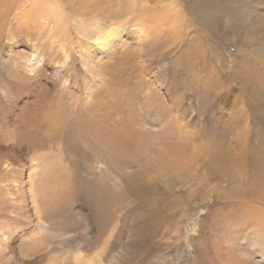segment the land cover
<instances>
[{
	"label": "rangeland",
	"instance_id": "rangeland-1",
	"mask_svg": "<svg viewBox=\"0 0 264 264\" xmlns=\"http://www.w3.org/2000/svg\"><path fill=\"white\" fill-rule=\"evenodd\" d=\"M79 1H75L77 9L73 7V9L68 10V13L77 16L76 25L84 23L89 27L97 16L102 18L100 19L102 22H100L103 25L101 28H105L103 31L114 24H119L123 30V24H126L127 30H124L122 34L128 38L129 47L127 46L125 50L135 53V58L129 61L118 60V55L115 56L117 57L114 59L118 72L116 70V74L113 73V75L116 78L108 74L104 83L94 87V94L101 101V104H103V101L104 104H108L107 101L111 99L110 102L115 111L118 110V106L120 109L122 107L125 110L131 106V108L133 107L138 111L136 99L146 92V85L152 84L153 89L156 85H159V88H155L164 99L155 102L151 107L161 110L165 113V117H170L169 122L163 123L158 129L160 133L169 130L166 142L176 145L177 149L181 145L190 143L189 153H191L193 148L207 142L221 130L220 142L224 145V159L232 161L231 166L236 183L239 184L237 181L243 180L245 177L243 188L251 189L257 193L256 195L263 197L264 176L260 172L264 171V113L262 114L263 118H260V113L257 110L259 107L264 109V0L261 1L263 4L257 7L253 6L252 9L247 8L243 4V0H215L217 1L216 4L207 6L213 15L207 20L208 23L203 24L193 16L192 25L186 31L187 40L184 42L178 40L174 44L162 45L163 47H159L158 44H151V48L147 46V49L150 48L152 52L150 55L147 53V49L143 50L134 43L130 29L135 27L128 28V25L133 23L135 19L134 12L130 10L131 7L127 6L130 0ZM85 1L88 2L87 5ZM152 1L147 0V3L151 2L150 6H152L154 3ZM256 2H260V0ZM91 12H93L92 15H90ZM109 12L111 15L106 14ZM186 13L185 15L188 16ZM13 14H15V11L12 13V21L9 19V23L5 22V25L0 26V123L11 125L13 121L11 126L14 127L17 124L16 128L26 134L21 139L16 140L18 142H13L14 145L10 146L12 147L11 151H7L0 144V157L7 156L16 162V166L19 165L17 161L26 159L23 158V155H20L19 148L28 150L29 148L25 143L28 140L32 142H30L31 149H36L37 146L46 159L52 160V166L57 165L54 172L58 175L55 179H60V187L64 188L65 184L74 178L79 180L86 178L94 180L97 189L108 191L107 189L112 187L115 191L118 190V192H114L113 196L108 197L107 203L110 205L113 200L117 204L115 211L120 212L122 210V212L116 213L120 214L117 216L114 209H112V218L108 223L106 220L102 222L104 227L100 223V226H102L100 227L99 222L96 223L94 219L95 212L101 209L100 202L96 201V196L90 195L87 190L90 188L78 190L79 195H74V185H71L70 189L66 188L71 194V198L67 196V200L72 204L70 206L65 203L66 196H64L65 201H60L61 204L64 203L63 206L66 211L63 217L68 219L69 224L74 225L75 230L78 231L75 237L67 238L69 243L65 246L82 248L85 254L89 255L106 241L111 226H115L114 234L109 239V250H107V259L114 255V261L117 262L115 264H260L255 263L252 260L253 258L242 249L245 247V241L241 237H235V235L231 237L229 234L224 233V231H227L225 225L228 219L226 217H228L230 208L225 206L224 200L216 197L218 189L216 190L214 187L218 183V180H216L218 174H215L213 169L216 163L212 161L211 156H208L209 154L201 149L191 153L188 161L182 160V163L178 165L180 168L183 166L180 172L175 167L172 169L173 175L169 177L165 175V172H158L163 174L159 175L163 180L161 183L158 180L159 176L154 174L155 172L151 173L152 178L147 179L148 182L151 180V183L154 181L157 187L160 185V188L157 189L166 188V190H169L165 192L164 197L166 198V208H168L167 213L169 212L170 216H177L173 217V220L176 218L184 221L189 217L185 222L187 229L198 228L195 234L184 231L172 241V232L170 231L166 237L167 242H165L164 239H161L162 229L156 232L155 225L148 226L150 230L146 227L143 228L144 220H147L148 223L150 220L145 218L138 220L136 217L138 213L130 211L131 209L127 205L126 198L128 199V197L123 189L131 188V174L136 173L137 178L146 179L144 173L138 172L139 169L136 168L134 171L131 164L128 165L127 161L129 160L127 159L131 160L130 157L125 156V159L116 157L113 161H110L116 173V179L112 176L109 179L107 171L101 172V168L98 167L97 163L86 159L84 156L86 148L81 144L76 146L71 140L60 138L63 131L59 130L60 132H58V130L53 129V125L45 124L43 129L38 130V136L29 131L30 122H33L35 115H31L32 112L28 114V111L34 106L35 102L37 104L35 105L36 108L40 104L42 97L39 94L44 97L48 92V99L46 100L57 101L60 96L65 100L67 99L65 97L67 92L62 90L59 84L66 66H62V60L64 59L58 56L55 60H50V63H45L44 60L34 70L30 71L26 66L27 64H25V57L31 52L32 47L27 42L32 34H36L33 31H31V34L26 32L23 28V20L20 18L15 19ZM189 18L187 17V19ZM72 29L73 44L67 43L66 45V50H69L70 53L68 63L65 64L70 66L69 75L67 74V85L70 86L71 90L73 88L77 90L78 87H73V85L78 83L84 95L87 87H85L86 83H94L95 81L91 73L86 68L87 71L84 69V65L80 60L84 54V48L92 47L90 51L97 56V62H104L103 48H96L95 41L89 42L85 39L80 41L74 31L75 27ZM41 35L43 36L42 42L56 45L54 42L55 36L52 37L49 33ZM243 40L246 42L242 44ZM241 45L244 48L243 52L248 56L238 55V49ZM140 52L145 54L142 58L145 57L147 60L148 69L146 71H141L140 60L142 59L137 57ZM214 53L216 61L212 57ZM182 69L187 71L185 72ZM169 85L172 87L168 92ZM256 86L258 87L255 88ZM107 92H110V94L105 98ZM113 92H116V94ZM167 98L170 99V102ZM117 101H119V104H117ZM131 102L132 104H130ZM88 106H92V102L91 105L88 103ZM114 110L113 112H115ZM214 115L215 117H213ZM168 118L165 119L168 121ZM15 119L16 122H14ZM61 120L63 119L58 118L54 123L65 122L70 124L69 121ZM173 123H176V125ZM126 126H131V124L125 120L118 126V133L121 131L122 134ZM64 128L66 127L64 126ZM33 129L34 127H31V130ZM203 135L204 137H202ZM126 138L129 140L128 137ZM158 138L160 137L158 136ZM238 141H240V144H237ZM162 143L164 142L159 145L153 143L151 145L154 146L155 150L166 149V146L171 145ZM155 150L151 147V150L145 151L142 168L146 167V163H149V161L157 160ZM106 162L109 163V161ZM112 162H115V165ZM1 172L5 173L0 171V176H8ZM149 173L146 172L151 177ZM207 179H209V183ZM226 180L221 182L220 185L228 186L229 182ZM109 184H112V186ZM116 184L118 185L116 186ZM58 189L60 188L58 187ZM71 199L76 200V202L73 200V203ZM103 203L105 201L102 200V206L104 207ZM124 208H127V211ZM10 218L12 217L10 216ZM10 221L14 222L13 219ZM161 223L157 228H163V223L165 224L166 221ZM166 224L169 226V223ZM27 225L23 222L16 227V230L19 231L21 227L27 230ZM56 229L52 228L50 233L45 234V236L52 235L58 241L60 237H58V229ZM138 229L144 238L134 234ZM98 230L103 233L101 231L98 233ZM16 232L13 245H18L21 241L19 240L21 233ZM79 235L80 238H78ZM54 247L59 248L57 245ZM141 261H144V263ZM22 263L28 264L25 261Z\"/></svg>",
	"mask_w": 264,
	"mask_h": 264
},
{
	"label": "bare ground",
	"instance_id": "bare-ground-1",
	"mask_svg": "<svg viewBox=\"0 0 264 264\" xmlns=\"http://www.w3.org/2000/svg\"><path fill=\"white\" fill-rule=\"evenodd\" d=\"M75 1L0 0V26L9 23V19L12 21V13H14L15 11V14L13 15L15 19L20 18L23 20L24 30L30 34L32 33L31 31L36 34H32V37H30V40L27 42L32 47L31 52L25 57V64H27V68L32 71L44 60L45 63H50V60H55V58L58 56H61L64 59L62 60V66H66L59 84L61 85L62 90H65L67 92L66 96L64 95L65 97H67V99L65 100V98L60 96L58 98L59 100L55 99L57 101H54L52 99L46 100L48 99V92L44 97L42 94H39L41 95L43 101L41 100V102H39L40 104H38L37 108L35 107V105H37L35 102L34 106L31 107L28 111V114L32 112L31 115H35L34 120L32 116L33 122H30V126L34 127V129L31 130L30 127L29 131H31L32 134L37 135L38 130L43 129L44 124L53 125V129L58 130V132H60L59 130H61V132L63 131V133L60 134L61 139L64 138L67 140H71L76 146L81 144L84 148H86V152L84 153L86 159L88 161L91 160L97 163L98 167L101 168V172L104 173L107 171L109 179L111 176L115 177L116 179V173L113 166L110 164V161H113L116 157L120 159H123L125 156L130 157L131 160L129 158L127 159L129 160L127 161L128 165L131 164V168H133V170L136 168L139 169L138 172L140 171V173H144V177L146 179L137 178L135 175L136 173H133V175L131 174V178L129 177L131 179V188L123 189L128 197V199L126 198L127 205H129L128 207H130V211H136L138 213L136 215L138 220H142L144 218L150 220L149 223L147 220H144L142 226L143 228L146 227L149 229L148 226L155 225L156 232H159L162 229L161 239H164L165 242H167L166 237L170 233V231L172 232V241L174 238H178L184 231L195 234L198 228L191 230L187 229V225L185 222L189 219V217H187V219L184 221L177 220L176 218L173 220V217L177 216H170L169 212L167 213L168 208H166V198L164 197L165 192H168L169 190H166V188L157 189L160 188V185H158L157 187L154 181L151 183V180L149 179L150 181L148 182L147 179L152 178L153 176L151 173L154 172V174L158 176L163 175L162 173L160 174L158 172H165V175L169 177L170 175H173L172 169L174 167L177 171L180 172L183 166H181L180 168L178 165L182 163V160L184 159L185 162L186 160L188 161L191 153L197 152L199 151V149H201L206 154H209L208 156H211L212 161L216 163L213 168L215 174H218V176H216V180H218V183L214 187V189H218L216 197L220 200H224L225 206L230 208L229 214L227 215L228 217H226V219H228L225 225L227 231H224V233L229 234L231 237L233 235H235V237H241L245 241V247L242 249L246 252V254L248 253L250 257L253 258L252 260L255 261V263L264 264V195L262 197L256 195L257 193L253 192L251 189L243 188L245 177L243 178V180L240 179L239 181H237L239 184L236 183L231 166L232 161H227L226 159H224V145L220 142L222 131L220 130L218 133L213 135V137L210 138L207 142L193 148L191 153H189L190 143L181 145V147L177 149L176 145L166 142L167 137L169 136V130L160 133V130L158 129L163 123L166 124V122H169L170 117H165V113H163L161 110L157 108L153 109L151 107L155 102H160V100L164 99L156 89L159 88V85H156V88L154 87V89L152 87V84L146 85V92L136 99V108L138 109V111L136 109H133V107L131 108V106H129V109L126 107V110L122 107L120 109L118 106V110L115 111L110 102L111 99L108 100L109 102L107 101L108 104H104V101L103 104H101V101H99L97 99V96L94 94V87L104 83L106 80V75H113V73L116 74L117 64H115L114 58L117 57L115 56L118 55V60L129 61L130 59L135 58V53L133 51L130 52L128 50H125L129 43L128 38L124 34H122L124 30H127V26H125L126 24H123V30L120 28L119 24H114L107 30L103 31V29L105 28H101L103 27V25H101L102 21L100 20L102 18H99L97 16L93 21V18L91 19L92 23L89 27H87V25H85L84 23H81V25H76L77 16L75 14L68 13V10L73 9V7L77 9V3ZM153 1L152 6H150L151 2L147 3V0H130L129 4L127 5L131 7L130 10L135 14L134 22L128 25V28L135 27L130 29V32L133 34L132 38L134 40V43H136L143 50L147 49V46L151 48V44H158L159 47H163L162 45L166 46V44L169 43L174 44L178 40L184 42L185 40H187V37L185 36L187 33L186 31L192 25V17H196L200 22H203V24L208 23L207 20H209L210 17H213V15L207 8V6L217 3V1L215 0ZM256 1L257 0H243V4L247 8L250 7V9H252L253 6L257 7L260 4H263V2H261L262 0H260V2ZM78 2L80 1L78 0ZM87 4L88 2L86 3V5ZM91 7L93 6L91 5ZM93 12H91L90 15H92ZM185 12H187L186 14L188 16L185 15ZM106 14L111 15L110 12ZM187 17L190 18L187 19ZM37 22L38 24H36ZM73 27H75L74 31L80 41H82L81 39L88 40L89 42L95 41L96 48H103L102 50L104 55L102 56L105 60L104 62H97V56L90 51L92 47L84 48L85 51L80 60L84 65V69L86 68L95 80L94 83H86L85 87H87L84 95L82 88L78 83L77 85H73V87H78L77 90H74V88L73 90H71L69 88L70 86L67 85V76L70 72V66H67L65 64L68 63L70 53L69 50H66V45L67 43L73 44ZM43 33H49L52 37L55 36L54 42L56 45L53 46L49 43H44V40V42H42L41 39L43 36L41 34ZM245 42L246 41L243 40L241 43L243 44ZM150 48L146 50L149 55L152 53ZM243 51V46H239L238 55L240 54L242 56H248ZM143 56H145V54L142 52L137 55V57H140L142 59L140 60L141 71H146L148 69L146 64L147 60L145 57L142 58ZM212 57L214 61H216L215 53ZM17 62L19 61L17 60ZM113 77L115 76L113 75ZM171 87L172 86L169 85L168 92L171 90ZM257 87L258 86H256L255 88ZM113 93L116 94V92ZM109 94L110 92H107L105 98H107V95ZM113 100L112 102H114ZM167 100H169L170 102L169 98H167ZM91 102L92 106H88V103H90L91 105ZM117 102V104H119V101ZM130 104H132V102ZM113 110L115 112H113ZM257 112L260 113L259 117L263 118L262 114L264 113V109L262 107H259ZM213 117H215V115ZM58 118H62L63 120L61 121H69L70 124H67L65 122L54 123L58 120ZM165 118H168V121ZM125 120L128 121V123L130 122L131 126H126L124 128V131L122 130V135L121 131L120 133H118L117 128H119L118 126ZM26 121L28 122L27 119ZM119 121L121 122L119 125H117ZM14 122H16V119ZM11 125L9 123H6L5 125H2L0 123V144L4 146L7 151L12 150V147L10 146L14 145L13 142H18L16 140L21 139V137L26 134L25 132L23 133L16 128L17 124L14 127H12ZM174 125H176V123ZM64 126L66 128H64ZM158 136L160 138H158ZM126 137H128L129 140H127ZM202 137H204V135ZM30 142L31 141L28 140L25 141L29 149H31ZM149 142H152L156 145H159L161 142H164L162 144L171 145H165L166 149L155 150L154 146L151 145L152 143L150 144ZM237 144H240V141H238ZM151 147L155 150L157 160L149 161V163H146V167L142 168L144 153L146 150H151ZM177 147L179 146L177 145ZM29 149L25 150L19 148L20 155H23V158L26 159L17 161L19 163V165L17 166L16 162L14 160H11L9 157H0V171L5 172H1L2 174L8 175L7 177L0 176V264H21V262L23 261L28 264L117 263L116 261H114V255H112L110 259H107V250H109L110 244L109 239L114 234L115 226H111V231L106 241L89 255H86L82 248L75 246H65L67 243H69V240L67 238L75 237L78 230L76 231V227L74 225L71 226L68 219L63 217L64 214H66V211L65 207L63 206L64 203L61 204L60 201H65L66 199L65 203L71 206L72 203L70 204L67 200V196L71 198V194L67 190L70 189L71 185H74V195H79L78 190L80 189L90 188L87 189L90 195L96 196V201L98 200L100 202L101 209H98V211L96 212L94 211V219L96 220V223L97 221L99 222L100 226V223L102 224V222H104L105 220L108 223L110 218H112L111 211L112 209H114L115 211V207L117 204H115V202L112 200L111 204L108 205L107 199L110 195L113 196L114 192H118V190L116 189L115 191V189H112V187L111 189H107L108 191L97 189V186L94 183L95 181L86 178H82L80 180L76 178L69 181L67 180L68 182L65 184V187L62 188L60 187V179H55V177L58 176L54 172V169L57 168V165L52 166V160L49 161L48 159H46L42 155L43 152L40 151L41 149L37 148V146L36 149H31V151H29ZM120 159L119 161H121ZM106 161H109V163L107 164ZM112 163L114 164L115 162ZM118 164H120V162H118ZM146 172H150L149 174H151V177H149ZM260 174L264 176V171L262 170ZM160 177L161 176H159L158 180L161 183L163 180H161ZM225 179H227L226 181L229 182V185H220L221 182L225 181ZM207 182H210L209 179H207ZM112 184L109 185L112 186ZM117 185L118 184H116V186ZM58 187L60 189H58ZM64 196H66L65 199ZM102 200L105 201V203H103L104 207L102 206ZM74 201L76 202V200ZM92 204L95 205L93 202ZM125 209L127 211V208H124V210ZM121 212L122 210L120 212L115 211V214ZM116 215L118 216L120 214ZM10 216L12 218H10ZM131 216L133 215L131 214ZM11 219H13L14 222H11ZM163 221L169 223V226L166 223L164 224ZM23 222L28 224L27 230L22 227L19 228V231L16 230V227ZM161 222L163 223V228H157ZM113 223L115 224V221ZM102 225L104 227V224ZM232 226H234V228H232ZM52 228L58 229L57 233L58 237H60L58 241H56L55 237L52 235L49 237L45 236V234L50 233ZM15 230L18 233H21L19 236V240L21 241L18 245H13L16 232ZM98 231V233H100L101 230ZM101 233L103 232L101 231ZM134 234L138 237L142 236L144 238L139 229L135 231ZM78 238H80V235L78 236ZM56 245L59 248H55L54 246ZM141 262L144 263V261Z\"/></svg>",
	"mask_w": 264,
	"mask_h": 264
}]
</instances>
